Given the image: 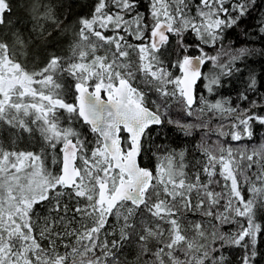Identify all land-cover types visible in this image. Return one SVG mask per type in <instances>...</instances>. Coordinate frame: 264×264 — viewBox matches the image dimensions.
Returning <instances> with one entry per match:
<instances>
[{"label":"snow or ice","instance_id":"obj_1","mask_svg":"<svg viewBox=\"0 0 264 264\" xmlns=\"http://www.w3.org/2000/svg\"><path fill=\"white\" fill-rule=\"evenodd\" d=\"M144 2L95 0L79 19L72 59L53 55L39 70L29 71L0 40V124L15 130L0 143V264H225L222 249L232 247L244 249L242 264L256 257L264 142L249 150L223 138L251 139L253 124L264 126V104L211 102L196 85L207 80L212 93L220 75L250 54L210 56L201 45L215 47L257 0H147L141 11ZM6 12L9 2L0 0V25ZM187 33L197 37L198 54L189 52ZM14 43L25 42L15 35ZM222 54L228 63H220ZM207 61L220 75L202 72ZM64 73L74 81L71 102ZM255 85L251 77L249 88ZM150 92L157 96L151 108ZM170 102L197 122L172 119ZM165 122L185 136L203 133L195 146L202 159L190 166L186 149H164L154 167L142 166L145 143ZM22 133H38L41 151L18 150ZM49 153L59 171L45 163ZM229 224L236 227L222 231Z\"/></svg>","mask_w":264,"mask_h":264},{"label":"trees","instance_id":"obj_2","mask_svg":"<svg viewBox=\"0 0 264 264\" xmlns=\"http://www.w3.org/2000/svg\"><path fill=\"white\" fill-rule=\"evenodd\" d=\"M11 12L5 13L4 25H0V40H6L13 45V51L16 58L24 64L29 70H39L46 65L49 58L53 55L58 56L62 61H69L73 57V47L77 42L79 19L80 17L89 16L92 12L95 0H8ZM147 6V0L140 5L141 11ZM264 25V0H257L256 7L243 17L238 26L226 29L221 34V39L217 41L215 47L206 46L204 51L210 56L217 55L222 51L229 49L235 50L239 48H247L250 54L236 61L232 65L230 74L220 75L223 71L218 67H214L212 61L205 63L203 73L206 75H220V84L215 86L212 93H209L204 87L207 80H200L196 85L197 96L203 95L209 101L228 99L231 106L237 105L243 109L249 107L250 101L256 100L258 104H264V33L260 31ZM19 35L24 40L21 46L14 43L15 35ZM173 38H171L172 45ZM174 42V41H173ZM185 42L193 45L190 53L198 54L195 45L199 43L194 33L185 35ZM173 46V45H172ZM205 46V45H201ZM229 56L221 55L220 63H228ZM174 71V69H173ZM255 77V89L249 88L250 78ZM206 81V83H205ZM61 82L65 87V95L69 102L72 101L73 79L64 73ZM246 95L248 100H241V95ZM153 100H157L155 93H149L147 96L148 106L154 107ZM172 103L170 116L174 120L182 122H197L195 116L188 117L181 110L180 106L175 102ZM254 111L261 112L260 108ZM219 123L218 119H214L212 127L215 128ZM224 123L227 125V120ZM75 127L84 133L89 140L93 138V134L88 131L87 127L81 123L73 121ZM65 125L67 126L66 122ZM9 135L5 138V132ZM153 135L148 142L145 143V150L142 153L140 162L142 166L154 167L156 157L160 155L164 149H181L187 150L186 160L191 163L196 159H202L196 145L200 142L201 132H194L192 136H185L173 124L164 123L163 126L153 128ZM225 131H229L225 127ZM15 130L7 125L0 124V143L7 142L14 137ZM253 136L251 139L244 138L239 142L231 141L230 137H225L228 143L234 148L247 147L249 150L264 142V126L258 123L252 126ZM25 134V136H23ZM215 140V136L211 137ZM43 141L38 133L31 136L28 133H22L17 140L15 147L25 149L27 151H41ZM55 153L46 155L47 160ZM49 158V159H48ZM46 163V162H45ZM50 163V160H49ZM47 163V164H49ZM50 166V165H49ZM54 171H57L58 164L54 165ZM245 195H248L245 190ZM39 208V206H37ZM192 219L199 220L198 215L191 216ZM240 222H244V218H239ZM257 222L264 227V212L257 214ZM236 225H225L222 231H229ZM128 259L133 258L130 250H125ZM257 255L251 264H264V232L257 235L256 244ZM223 255L227 257L225 264H242L241 258L244 255V249L238 247L222 249Z\"/></svg>","mask_w":264,"mask_h":264},{"label":"rangeland","instance_id":"obj_3","mask_svg":"<svg viewBox=\"0 0 264 264\" xmlns=\"http://www.w3.org/2000/svg\"><path fill=\"white\" fill-rule=\"evenodd\" d=\"M173 41H174V42H173ZM173 41H172V45L174 46V45H175V38H174V37H173ZM206 46H208V45H205V46H202V47L204 48V47H206ZM190 50L192 51V49H190ZM194 51H197V52H198V49L195 47V50H194ZM189 52H190V51H189ZM205 83H206V81H205ZM73 84H74V83H73ZM8 135H9V132L6 131V132H5V135H4L5 138H6ZM23 136H25V134H23ZM25 137H26V136H25ZM20 150H25V149L23 148V149H20ZM26 151H27V150H26ZM48 159H49V158H48ZM49 160H50V163H49ZM49 160H47V158H45V162H46V164L49 163V164H47V165H48V166L50 165L49 167L52 168V170H55V169H54L55 167H54V165H53L52 162H51L52 159L50 158Z\"/></svg>","mask_w":264,"mask_h":264},{"label":"flooded vegetation","instance_id":"obj_4","mask_svg":"<svg viewBox=\"0 0 264 264\" xmlns=\"http://www.w3.org/2000/svg\"><path fill=\"white\" fill-rule=\"evenodd\" d=\"M64 116H67V114L66 113H64ZM66 122V124H67V121H65ZM86 126V125H85ZM87 127V126H86ZM90 132V131H89ZM59 166V165H58Z\"/></svg>","mask_w":264,"mask_h":264},{"label":"water","instance_id":"obj_5","mask_svg":"<svg viewBox=\"0 0 264 264\" xmlns=\"http://www.w3.org/2000/svg\"><path fill=\"white\" fill-rule=\"evenodd\" d=\"M204 66H205V64H204V65H202V69H201L202 71H203V68H204ZM198 82H199V81H198ZM198 82H197V84H198Z\"/></svg>","mask_w":264,"mask_h":264}]
</instances>
